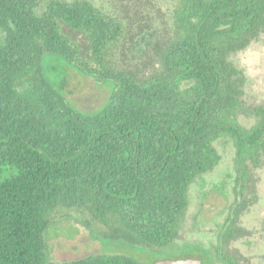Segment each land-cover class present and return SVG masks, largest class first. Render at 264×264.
<instances>
[{
	"label": "trees",
	"instance_id": "trees-1",
	"mask_svg": "<svg viewBox=\"0 0 264 264\" xmlns=\"http://www.w3.org/2000/svg\"><path fill=\"white\" fill-rule=\"evenodd\" d=\"M175 2L162 69L139 79L110 66L123 27L88 0H0V264H47L57 208L168 248L191 184L219 164L218 139L233 143L238 184L264 161V107L248 108L250 128L238 122L244 76L229 60L264 30V0ZM78 34L94 66L82 61ZM45 53L113 82L107 104L74 109L46 79ZM63 264L146 263L92 254Z\"/></svg>",
	"mask_w": 264,
	"mask_h": 264
},
{
	"label": "rangeland",
	"instance_id": "rangeland-1",
	"mask_svg": "<svg viewBox=\"0 0 264 264\" xmlns=\"http://www.w3.org/2000/svg\"><path fill=\"white\" fill-rule=\"evenodd\" d=\"M88 1L123 27L121 38L107 51L110 66L131 72L139 79L161 71V51L175 35V0ZM44 7L41 5L36 13ZM76 38L82 61L94 66L86 39L81 34ZM229 60L244 76L243 110L238 112V122L250 128L255 119L248 115V108L264 107V30L246 49L232 54ZM42 65L46 79L55 89L60 86L72 107L82 113L101 110L113 94V82H98L56 56L45 53ZM214 147L220 155L219 164L191 184L187 210L168 248L138 245L115 229L107 230L88 223L85 213L57 208L50 215L51 225L46 234L47 264H63L92 254L125 255L146 264L179 259L182 254L198 252L199 243L213 245L228 215L239 218L237 226H244L247 239L250 235L256 237V228L264 222V161L257 167L250 166L248 179L240 185L236 182L238 174L232 141L223 137ZM237 246L242 247V241L239 240Z\"/></svg>",
	"mask_w": 264,
	"mask_h": 264
},
{
	"label": "flooded vegetation",
	"instance_id": "flooded-vegetation-1",
	"mask_svg": "<svg viewBox=\"0 0 264 264\" xmlns=\"http://www.w3.org/2000/svg\"><path fill=\"white\" fill-rule=\"evenodd\" d=\"M238 223L239 218L236 216L226 219L221 232L216 235V242L213 245L199 243L195 258L200 259L202 264H264V222L258 225L259 229L256 228L257 236L250 235L248 239L246 229L237 226ZM239 240L242 241V247L237 246Z\"/></svg>",
	"mask_w": 264,
	"mask_h": 264
},
{
	"label": "water",
	"instance_id": "water-1",
	"mask_svg": "<svg viewBox=\"0 0 264 264\" xmlns=\"http://www.w3.org/2000/svg\"><path fill=\"white\" fill-rule=\"evenodd\" d=\"M153 264H202V262L200 259L195 258V256H191L186 258L157 261Z\"/></svg>",
	"mask_w": 264,
	"mask_h": 264
}]
</instances>
